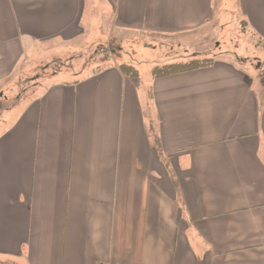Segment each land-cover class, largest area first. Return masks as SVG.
<instances>
[{
  "label": "crops",
  "instance_id": "0c3cea01",
  "mask_svg": "<svg viewBox=\"0 0 264 264\" xmlns=\"http://www.w3.org/2000/svg\"><path fill=\"white\" fill-rule=\"evenodd\" d=\"M238 2L264 43V0ZM221 4L0 0V94L33 57L192 38ZM111 60L30 78L2 114L0 264H264V82L223 62L144 81Z\"/></svg>",
  "mask_w": 264,
  "mask_h": 264
},
{
  "label": "rangeland",
  "instance_id": "374dc122",
  "mask_svg": "<svg viewBox=\"0 0 264 264\" xmlns=\"http://www.w3.org/2000/svg\"><path fill=\"white\" fill-rule=\"evenodd\" d=\"M238 0H223L220 5V22L192 38H156L147 35L129 36L113 49V62L122 61L139 70L144 81L151 78L154 67L192 58H212L215 62L227 63L241 72L251 74L256 80L264 82V43L245 26L239 9ZM98 32L96 35H101ZM101 38V37H99ZM85 41L77 49L64 48L58 57H33L29 70L23 73L18 88L4 90L0 94V119L5 111L17 103V99L29 96L35 90L32 84L51 73L75 68L82 75L100 71L107 67L110 58L104 59L103 50L107 40ZM79 45V44H78ZM53 50V48H51ZM208 51V53H206ZM193 54V55H191ZM51 58V59H50ZM35 78L32 84L26 83Z\"/></svg>",
  "mask_w": 264,
  "mask_h": 264
},
{
  "label": "trees",
  "instance_id": "16d2710c",
  "mask_svg": "<svg viewBox=\"0 0 264 264\" xmlns=\"http://www.w3.org/2000/svg\"><path fill=\"white\" fill-rule=\"evenodd\" d=\"M117 46V44L114 41L109 42L108 46L105 48V50L102 51L104 53L105 58H111L112 53L114 52V47ZM215 65V61L212 58H192L185 61H178V62H172L169 64H164L161 66H157L152 68L151 70V78L158 79L162 77H167L179 73H186L191 72L195 70L200 69H206L210 68ZM119 70L124 74L126 77L129 78H138V71L133 68L132 66L121 64L119 65Z\"/></svg>",
  "mask_w": 264,
  "mask_h": 264
}]
</instances>
